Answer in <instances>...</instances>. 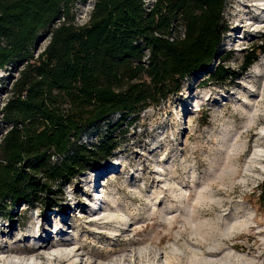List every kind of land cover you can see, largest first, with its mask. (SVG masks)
<instances>
[{
  "label": "rangeland",
  "instance_id": "1",
  "mask_svg": "<svg viewBox=\"0 0 264 264\" xmlns=\"http://www.w3.org/2000/svg\"><path fill=\"white\" fill-rule=\"evenodd\" d=\"M89 1L75 6L76 23L86 21ZM261 17L264 0L227 1L219 51L229 57L225 67L238 72L246 51L264 44ZM17 75L0 70V108ZM204 76L185 78L178 92L116 130L111 156L52 195L60 206L20 203L0 213V244L17 245L39 221L59 237L56 223L66 220L72 244L59 252L73 255L64 264H264V197L256 190L264 180V53L233 80ZM117 120L112 115L82 141L97 143ZM166 234L172 237L160 243ZM0 260L55 264L6 254Z\"/></svg>",
  "mask_w": 264,
  "mask_h": 264
},
{
  "label": "trees",
  "instance_id": "2",
  "mask_svg": "<svg viewBox=\"0 0 264 264\" xmlns=\"http://www.w3.org/2000/svg\"><path fill=\"white\" fill-rule=\"evenodd\" d=\"M85 1L0 0V70L18 72L0 108V213L20 203L60 206L52 195L109 158L123 124L185 78L204 73L222 84L264 53L254 44L238 72L224 66L228 0H90L78 24L75 6ZM114 114L97 143L82 141ZM256 188L263 199L264 180Z\"/></svg>",
  "mask_w": 264,
  "mask_h": 264
},
{
  "label": "bare ground",
  "instance_id": "3",
  "mask_svg": "<svg viewBox=\"0 0 264 264\" xmlns=\"http://www.w3.org/2000/svg\"><path fill=\"white\" fill-rule=\"evenodd\" d=\"M260 20H264V17H261ZM196 106H197L196 108H199L200 105H196ZM100 209H101V205L96 210L99 211ZM45 224L46 223L39 221L37 229L32 231L29 236L22 237L20 240H18L16 242L18 243L17 245H14V246L10 245L11 246L10 248L8 247L6 248V246H2L0 244V254H3V255L6 254L7 256H16L21 259L36 258V259L44 260V261L45 260L54 261L55 264H64V262H66L69 259L68 257L71 254L73 255V251H71V253L69 251L68 254L62 253V252H65L62 250L61 252H59L60 251L59 249L63 248L64 250L66 247L72 244L71 241H69V239L66 238V230H64L63 228L64 224H66V220H61L58 223H56V227L54 229L58 231L57 232L54 231V233L59 235V237H56V236L52 237V235L48 233V228H47V225ZM9 231H7V233ZM0 232L5 233V231L2 228H0ZM171 237H172L171 235L166 234L165 236L161 237L160 243H162V241H164L165 239H168ZM183 237H184V234L181 233L180 238H183ZM29 238H32V239L35 238L37 241L35 243L34 242L24 243L28 241ZM52 239L54 240L53 241L54 243H50ZM114 252L116 251L114 250ZM147 255H152V257L154 258L158 257L157 251H154L151 249L147 251Z\"/></svg>",
  "mask_w": 264,
  "mask_h": 264
}]
</instances>
